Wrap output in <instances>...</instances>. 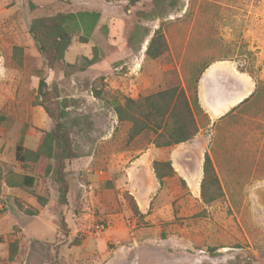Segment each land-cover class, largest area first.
Listing matches in <instances>:
<instances>
[{"label":"rangeland","instance_id":"rangeland-1","mask_svg":"<svg viewBox=\"0 0 264 264\" xmlns=\"http://www.w3.org/2000/svg\"><path fill=\"white\" fill-rule=\"evenodd\" d=\"M128 1L0 0V264H264V99L258 113L248 103L213 128L211 155L206 154L224 197L211 205L202 201V181L189 179L199 176L208 131L189 147L191 185L177 177L161 187L137 161L155 148L150 137L139 148H127V129L118 128L115 114L124 97L137 99L176 82L191 98L188 87L216 62L249 78L252 90L242 102L257 91L263 96L264 0H181L179 11L155 21L138 15L151 11V1L135 7ZM80 11L102 13L89 43L75 39L66 59L49 69L29 33L31 21ZM160 26L168 52L153 60L146 49ZM15 46L24 48V70L13 67ZM95 50L97 62L83 70ZM37 69L45 70L49 91L67 101L66 122L76 124L70 135L78 157L67 162L71 187L64 206L53 177L46 175L48 159L24 169L15 157L22 137L26 148L36 150L41 132L52 128L37 105ZM238 81L228 76L231 88L241 86ZM206 125L203 115L200 129ZM11 174L14 180L27 174L36 183L11 188L6 183ZM107 181L114 185L110 190L101 188ZM126 194L143 218L133 214ZM77 237L79 246L73 245ZM13 240L19 241V254L11 262Z\"/></svg>","mask_w":264,"mask_h":264},{"label":"trees","instance_id":"trees-1","mask_svg":"<svg viewBox=\"0 0 264 264\" xmlns=\"http://www.w3.org/2000/svg\"><path fill=\"white\" fill-rule=\"evenodd\" d=\"M143 0H129V5L137 6ZM152 3V9L149 12H138V15L148 21H155L165 18L169 12L180 10L181 0H148ZM32 5V4H31ZM102 13L99 11H80L77 13H58L50 17L34 18L29 25V33L37 44L40 54L43 56L49 69L66 58L70 47L75 39L82 44H88L93 32L95 31ZM168 52L166 37L160 26L153 34L148 47L146 56L150 59H158ZM98 51L95 50L93 58L85 59L83 70L98 60ZM24 48L15 46L13 48L12 61L13 67L18 70L26 68V59ZM38 78V96L37 105L42 106L46 114L52 120V128L49 131L41 132L39 145L36 150L28 149L24 146L22 137L16 145V160L27 169L32 164H36L41 157L48 159L49 164L46 168V175L53 177L58 191V204L67 205L69 203L68 194L70 183L67 174V162L76 159L77 153L73 150V142L70 130L76 126L75 123L66 122L67 111L69 107L66 100L59 101V95L49 91V86L44 69L34 71ZM202 73L195 79L194 88L188 87L193 92L190 98L180 82L175 85L169 84L166 89L156 93L132 99L124 97L123 102L115 107V114L118 120V128H126L125 146L132 149L139 148V143L147 137V142L157 149L171 148L182 143L193 140L200 130L201 117L204 115L203 109L198 99V84ZM169 80V79H168ZM99 95V92H96ZM53 95L55 97H53ZM264 95L258 91L253 93L250 98L240 103L231 110L225 117L237 109H241L252 103L254 112L258 113L261 109V101ZM51 103H55V109L51 108ZM199 117V119H198ZM207 118V116H206ZM209 122V119H208ZM153 171L155 178L162 187L168 179L177 178L186 186L185 180L177 176L171 161L158 160L153 162ZM2 169L0 166V177ZM6 183L11 188L33 187L36 183L35 177L24 174L16 177L9 175L6 177ZM114 187L111 181H107L101 186L106 190ZM224 197L222 184L218 177L215 165L209 154L205 155L203 164V179L201 182V198L204 204L211 205ZM42 207L46 206L47 201L42 197L38 198ZM129 201L133 214L144 217L141 214L136 201L129 194L125 195ZM36 215L35 213H32ZM63 228L67 229L65 219L60 221ZM64 229V230H65ZM81 240L77 237L73 240V245L79 246ZM19 254V241L13 240L9 243V260L14 262Z\"/></svg>","mask_w":264,"mask_h":264},{"label":"crops","instance_id":"crops-1","mask_svg":"<svg viewBox=\"0 0 264 264\" xmlns=\"http://www.w3.org/2000/svg\"><path fill=\"white\" fill-rule=\"evenodd\" d=\"M69 1L74 2L75 0ZM231 75L237 78L238 83V80L242 81V84H240L241 86L233 85V88H231L229 85L230 83H228V76ZM251 85L252 84L249 81V78L245 74H239L234 70V67L228 66V63H213L209 68L206 69L205 73H203V77L200 79L198 85L199 104L203 109V113L207 116V118L205 116V119L207 120L206 127L204 129L201 128L198 135L189 142L177 145L174 148H171L168 152H164L162 149L150 148L142 153L137 161H141V163L146 165L153 180L156 179L153 171V162L158 160H168L171 161L179 177L183 178L185 182H187V185H191L189 181L190 178L191 181L193 179V181H196V183L198 180L201 182L203 179L204 156L207 151L211 155V150L208 145L212 141V135H214L213 128L219 123V121H222L221 119L225 118L226 114H228L247 96L250 95L249 90H252ZM247 90L248 93L245 94ZM242 95L245 96H243L240 100H237ZM203 131H208L210 136L209 141L205 140L204 142L205 145L207 144V149L203 150L202 157L198 160L199 167L196 169L198 170L199 176L194 178L190 175L188 179L186 176V173L189 169L188 164L193 162L192 155L194 156V152L189 149V147L192 146L196 141L200 140ZM199 149H202L201 146Z\"/></svg>","mask_w":264,"mask_h":264},{"label":"built area","instance_id":"built-area-1","mask_svg":"<svg viewBox=\"0 0 264 264\" xmlns=\"http://www.w3.org/2000/svg\"><path fill=\"white\" fill-rule=\"evenodd\" d=\"M4 205L0 203V211L3 210Z\"/></svg>","mask_w":264,"mask_h":264},{"label":"bare ground","instance_id":"bare-ground-1","mask_svg":"<svg viewBox=\"0 0 264 264\" xmlns=\"http://www.w3.org/2000/svg\"><path fill=\"white\" fill-rule=\"evenodd\" d=\"M247 93H248V90L245 94H247ZM243 96H245V95L240 96L237 100H240Z\"/></svg>","mask_w":264,"mask_h":264}]
</instances>
